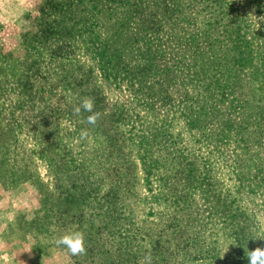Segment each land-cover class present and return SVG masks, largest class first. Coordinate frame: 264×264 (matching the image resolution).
Segmentation results:
<instances>
[{"label":"rangeland","instance_id":"1","mask_svg":"<svg viewBox=\"0 0 264 264\" xmlns=\"http://www.w3.org/2000/svg\"><path fill=\"white\" fill-rule=\"evenodd\" d=\"M261 237L264 0H0V264H247Z\"/></svg>","mask_w":264,"mask_h":264},{"label":"clouds","instance_id":"2","mask_svg":"<svg viewBox=\"0 0 264 264\" xmlns=\"http://www.w3.org/2000/svg\"><path fill=\"white\" fill-rule=\"evenodd\" d=\"M95 100L92 97H83L81 102L73 108V115L79 116L82 112H88L90 115L86 117V122L89 125L96 126L101 118V113L95 111ZM81 135L86 137L88 130H82ZM253 240H264V237ZM57 247H62L73 257L85 255L87 252L86 248V237L85 233L80 230L66 232L63 235L58 236L55 241ZM245 257L247 264H264V244L257 246L253 250L245 249ZM141 264H151V256H145Z\"/></svg>","mask_w":264,"mask_h":264},{"label":"trees","instance_id":"3","mask_svg":"<svg viewBox=\"0 0 264 264\" xmlns=\"http://www.w3.org/2000/svg\"><path fill=\"white\" fill-rule=\"evenodd\" d=\"M108 2H116V1H119V0H107Z\"/></svg>","mask_w":264,"mask_h":264}]
</instances>
